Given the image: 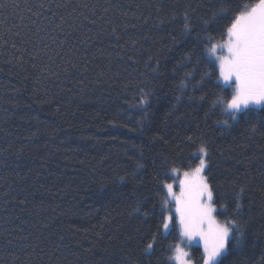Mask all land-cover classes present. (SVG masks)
Listing matches in <instances>:
<instances>
[{
  "label": "trees",
  "instance_id": "obj_1",
  "mask_svg": "<svg viewBox=\"0 0 264 264\" xmlns=\"http://www.w3.org/2000/svg\"><path fill=\"white\" fill-rule=\"evenodd\" d=\"M258 2L224 0L228 16ZM220 7L0 0V264H173L174 219L144 248L172 212L163 187L177 191L171 169L196 167L201 143L215 216L243 227L221 264H264V105L235 119L212 108L232 92L204 51L207 36L226 39L230 20L211 19ZM188 250L201 264L200 248Z\"/></svg>",
  "mask_w": 264,
  "mask_h": 264
},
{
  "label": "snow or ice",
  "instance_id": "obj_2",
  "mask_svg": "<svg viewBox=\"0 0 264 264\" xmlns=\"http://www.w3.org/2000/svg\"><path fill=\"white\" fill-rule=\"evenodd\" d=\"M229 11L224 0H221V7L213 12L211 19L230 20L222 33V35L226 34L227 39L222 44L212 43L213 37L207 36L204 51L209 56H215L219 68L217 79H222L226 84L232 83L230 99L217 95L211 102L212 108L219 106L222 112L229 113L235 119L238 112L247 110L250 106L264 105V0H259L251 6H241L237 3L231 16L227 15ZM183 19L182 32L188 33L191 29L187 12ZM208 22L204 21L205 24ZM218 49L223 54L217 55ZM208 75V72L203 73L201 81H197L193 88L198 87L203 78ZM192 76V72L184 73L177 86L181 93L176 97L178 102L188 87L186 81H189ZM192 99L204 100L206 96L202 95L198 98L190 96L189 100ZM222 123L228 124V121L224 120ZM188 140L192 142V137ZM197 152L200 155L199 164L183 173V178L179 180V193L173 191L171 183L164 184L163 187L167 189V195L175 201V216L181 237H186L189 241L194 237L200 238L203 244L202 264H221L220 257L225 254L230 240L235 239L237 243L240 242L243 227L237 220L225 219L221 223L214 217L213 190L208 178L203 175L207 167L206 144L201 143ZM171 171L175 172L176 169L173 168ZM164 203L167 204L168 201L165 200ZM240 207L238 193L235 212L237 216ZM134 211L139 212V208L137 207ZM172 219L171 214L161 217L157 224V231L152 233L144 251L147 252L155 247L160 229L167 231ZM168 248L173 252V255L167 258L169 261L175 260L177 264H190L186 259L189 254L179 243L168 245Z\"/></svg>",
  "mask_w": 264,
  "mask_h": 264
},
{
  "label": "rangeland",
  "instance_id": "obj_3",
  "mask_svg": "<svg viewBox=\"0 0 264 264\" xmlns=\"http://www.w3.org/2000/svg\"><path fill=\"white\" fill-rule=\"evenodd\" d=\"M226 39H227V36H226ZM225 39V40H226ZM223 43V42H222ZM221 43V44H222ZM220 54H223L222 52H221V50L220 49H218L217 50V55H220ZM210 58H211V60L214 62V64H215V66H216V68H217V70H218V77H219V68H218V63L216 62V59H215V56H210ZM219 81V83L221 84V85H223V86H231L232 87V83L231 82H229V83H225L222 79L221 80H218ZM263 105H259V106H256V105H253V106H250L249 108H252V109H259V108H261ZM195 156L198 158V163H197V165L199 164V159H200V155L198 154V152H196L195 153ZM206 158V157H205ZM196 165V166H197ZM195 168V167H194ZM191 170V169H190ZM189 171V170H188ZM185 172V171H184ZM184 172H181L180 173V175H178L177 174V172H173L172 173V175H173V177L175 178V179H177L176 180V186H177V191L175 192V185H174V183H171V184H173V191L175 192V193H179V191H180V187H179V180L180 179H182L183 178V173ZM205 172V171H204ZM204 172H203V175H204ZM205 176V175H204ZM178 177V178H177ZM165 189V193H166V195H167V189L166 188H164ZM167 199L172 203V205H173V207H172V212H171V215H172V217H173V219H174V222H175V225H176V228H177V231H178V234H179V238H180V245H181V247L189 254V250H188V247L189 246H196V247H199L200 248V250H201V254L203 253V244H202V242L200 241V238L199 237H194L192 240H188L186 237H181V235H180V232H179V225H178V221H177V219H176V216H175V201H174V199L172 198V197H169L168 195H167ZM213 215H214V217L216 218V216H215V211L213 212ZM217 219V218H216ZM218 221V220H217ZM171 225V224H170ZM170 228V227H169ZM169 231V229L167 230V231H165L164 229H163V232L164 233H167ZM186 259L190 262V264H194L193 263V261L191 260V258H190V254L186 257ZM172 262H173V264H177V262L175 261V260H172ZM202 264V263H201Z\"/></svg>",
  "mask_w": 264,
  "mask_h": 264
}]
</instances>
